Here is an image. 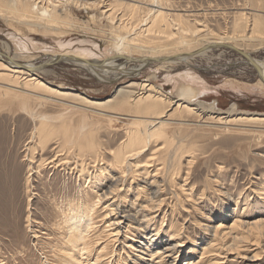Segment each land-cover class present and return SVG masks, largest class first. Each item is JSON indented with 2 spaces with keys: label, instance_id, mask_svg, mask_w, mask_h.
Wrapping results in <instances>:
<instances>
[{
  "label": "rangeland",
  "instance_id": "1",
  "mask_svg": "<svg viewBox=\"0 0 264 264\" xmlns=\"http://www.w3.org/2000/svg\"><path fill=\"white\" fill-rule=\"evenodd\" d=\"M77 1V3L73 2L76 5L72 2H68L66 6L62 5L64 2L60 4L62 9H65L63 10L65 15L58 21L57 27L60 26V30L57 29L56 33L46 32L37 26L25 24L20 14L9 10L0 1V52L6 53L19 62L42 64L45 68L39 73L40 80L50 85L75 91L91 100L109 98L120 88H129L127 90L131 92L136 91L138 87L127 84L147 81L148 79V83L156 88L159 87L161 91L172 98L177 96L180 85L198 88L202 92L195 101L202 105L212 103L215 108L216 112L212 115L198 112L195 114L178 113L171 109L167 112L171 120L166 121L169 122V125L166 127V124L165 130L170 136L168 139L170 141L165 143V151L162 155L164 156L163 162H166V165L164 164L165 171L164 168L160 170L159 176H167L166 178H168L178 169L174 175V181L184 185L182 186L184 192L180 193L178 190L176 191L177 188L170 187L167 181L165 186L160 185V189H163L164 195L162 197L165 198V203L157 211V226L163 222V227L166 229L171 221L180 231V237L184 239L183 250L178 255L176 254L178 257L173 254L177 258L175 257L176 259H173L172 263L182 264L188 255V248L192 246V241H196L198 244L202 243L201 238L205 235L203 225L207 222L210 223L211 221V225L221 223L224 231H227L233 218L232 215L226 214L227 212L230 213L228 208L238 210L237 217L243 221L251 222L264 216V121L248 122L238 119V116L235 115L241 113L243 116L252 114L264 117V87L258 83V75L255 69L247 63L246 58L226 46L213 47L205 50L203 54L193 55L187 61H177L162 66L157 63L156 59V61L148 63L149 65H144L140 70H133L137 74L128 76L108 74L105 75L107 79H101L87 67L70 61L49 64L47 61H49L51 54L59 52L81 50L80 52H84L89 57L98 59L109 56L112 49L108 45L113 37L111 35L116 30L115 27L111 29L112 23L103 18L100 11L115 7L113 9H116L117 14L124 13L127 18L130 14V8L126 6L141 0H104L99 6L98 4H91L89 1L92 2V0ZM99 1L97 0L96 3ZM247 1L165 0L164 2L167 4L166 6L175 9L172 12L184 15L189 24H195L197 21V28L203 30L194 38L202 41L204 38L212 40L215 36L225 34L234 37L235 32L236 35H240L242 32L234 31L233 25L237 20V23L240 21L241 27L244 26V20H238L239 13L250 12V8H260L258 14L264 17V0H254V2L249 0L250 4ZM257 2L258 6L262 5L257 7ZM126 3L127 5H125ZM253 3L255 6H252ZM115 4H118V7ZM243 7L246 8L242 9ZM67 12H69L68 15H66ZM214 34L216 35L214 36ZM255 34L259 37L257 33ZM256 35L253 38L247 36L245 41L242 40L244 37L239 39L243 41L240 46L249 52L253 58L264 62V43H261ZM239 40H237L238 43H240ZM140 55L133 52L131 56L138 58ZM123 61V58H118L115 63L120 64ZM46 62L47 64L44 65ZM139 62L138 60L130 61L125 63V66L127 68L136 67ZM0 73L6 72L0 71ZM194 74L197 76L195 77ZM13 100L18 101L16 98ZM48 101L43 102L35 110L46 115L50 127H56L61 134L64 128L69 131L77 129L78 123L80 124L83 117L85 118L84 121H88L87 124L92 123V131L99 140L112 145V148L117 147L123 140L128 129L134 128V125H128L135 119L132 115L146 116L130 112L129 109L112 108L114 103L106 109L102 108L103 111L101 108L96 111L95 109L90 110V108L82 110L80 105H74L69 99L67 101ZM7 102H11L10 99ZM29 102L32 103L30 100ZM29 102L27 101L28 105ZM231 106H235V112L236 110L238 112H233L227 116L224 112ZM110 109L113 111L110 112ZM56 115L58 117L63 115L62 119L57 118ZM108 118L112 119L111 124L108 122ZM217 118H223L226 122L223 124V121L221 122ZM227 119H231V121L229 122ZM37 123L38 119H32L29 112L21 108L20 103L17 106L0 104V249L4 248L2 249L4 251L3 256L8 258L10 264H42L43 255L40 253L43 250L39 248L48 249L45 236H47V229L53 227V219L57 211L54 200L59 201L61 198L76 195L81 189H87L86 183L77 176V172L62 171L60 167H52L51 164L44 172L37 174L36 164L38 160L51 158L54 147L53 141H49L44 151L41 150L40 145L31 135ZM257 132L263 134L260 135L259 133L258 135ZM162 141L163 139L157 141V138L152 141L147 146L148 150L144 153L145 156L147 157L153 149L161 146ZM29 146L34 147L31 162L33 170L29 171L30 181L25 182L28 172L27 157L29 155L27 148ZM174 146L175 148H173ZM173 150L176 152L181 150L183 152L181 158L173 160ZM169 154L171 157L168 160ZM190 155L194 158V162H192L189 177L186 178L188 169L186 161ZM174 161L176 162L174 163ZM153 165L161 166V164H151L150 170H153ZM27 186L30 190L28 194L26 192ZM220 209H223L225 214L218 216ZM165 210L166 214L163 217ZM100 212L101 210L98 211V213ZM163 218L164 220H162ZM99 219L98 216L97 220ZM97 224L102 227V221H97ZM34 235L37 238H34ZM243 237L237 239L241 242L246 239V242L241 244L239 241L238 243L240 249L242 248L241 252L246 254L245 257L222 258L223 260L218 259L220 262L217 264H264V250H260L254 245L255 235L252 234L251 239L249 234ZM165 238L162 237V240ZM227 239L223 242H231L232 240ZM261 239L258 242L264 249V239ZM254 252H257V258L255 260L249 259ZM199 253L198 249L193 258L187 257L196 260L200 256ZM2 258L0 257V261Z\"/></svg>",
  "mask_w": 264,
  "mask_h": 264
},
{
  "label": "bare ground",
  "instance_id": "2",
  "mask_svg": "<svg viewBox=\"0 0 264 264\" xmlns=\"http://www.w3.org/2000/svg\"><path fill=\"white\" fill-rule=\"evenodd\" d=\"M0 1L9 10L20 14L25 24L34 25L46 32L54 33L60 28V26L59 28L57 27L58 21L65 15V11L63 12L65 9H62L60 4L64 2L65 5L63 3L62 5L66 6L68 2H78L77 0H44V2H41L42 0L39 2L38 0ZM96 1L92 0V2H89L94 5L98 4V6L104 2V0H100L97 3ZM164 1L141 0L137 1V3H129L130 5L126 6L130 8V12L127 9L130 13L127 18L124 13L117 14V11L115 12L116 9H113L115 7L100 11V15L102 14L103 18L108 19L112 23L111 29L115 27L114 29L116 30L111 35L113 37L108 45L112 49L109 56L103 59L91 58L84 52H80L81 50H76L51 54L47 62L51 64L53 62L70 61L87 67L101 79H107L106 76L108 74H114L115 76L137 74L133 70H140L144 65L150 64L156 59L157 63L166 66L177 61H187L193 55L203 54L205 50L213 47H220L217 45H221V47L227 45L240 50L243 54H238L242 57L246 58L248 56V59H246L247 63L255 69L258 75V83L264 87V62L253 58L249 52L240 46L243 41L239 40L244 37L242 40L245 41L247 36H252L253 38L256 35L255 33H257L259 35V37L256 35L258 39L261 43H264V17L258 14L260 8L253 7L250 8V12L239 13L238 20H244V26L241 27L240 21L237 23V20L235 23L233 22V26L234 31L242 32L240 35H236L235 32V36L233 31L232 35L234 37L227 34L216 37V34H214L215 37L212 40L204 38V40L199 41V39L194 37L198 36L203 29L197 28V21H195V24H189L184 15L172 12L175 9L166 6L167 4ZM80 5L83 6L81 3ZM115 5L118 7V4ZM252 6H255L254 3ZM259 6L257 2V7ZM68 14L69 12L66 13V15ZM240 27L241 29H239ZM133 52L141 54L140 57L131 56ZM118 58H123V63L116 64L115 60ZM134 60L140 61L138 66L132 68L125 66V63ZM44 68L45 66L42 64L35 65L31 62H19L6 53L0 52V71L6 72L0 73V104L17 106L20 103L21 108L27 110L32 119H38V123L35 124L31 135L34 136L42 151L47 147L49 141L54 143L52 157L38 160L36 164L37 174L44 172L51 164L52 167H60L62 171L77 172V176L86 183L85 187H87V191L81 189L74 196L58 198L60 199L59 201L57 199L54 200L57 211L56 215L54 214L53 227L49 230L47 229V236H45L48 249L39 248L43 250L40 253L43 255L42 264H173V259H176L178 253L183 250L184 239L180 237V231L171 221L166 229L163 227V222L157 226V211L165 203V198L162 197L164 195L163 189H160V185L163 184L162 186H165L164 184L167 181L170 187L177 188L176 191L178 190L179 193L184 192L182 189L184 185L174 181V175L178 169L174 174L171 173L172 175H169L168 178H166V175V177L159 176L160 170L164 168V164L166 165V162H163L164 156H162L163 151H165V143L170 141L168 140L170 136L165 130L169 125V122L166 121L170 119L167 112L171 109L178 113L195 114L198 112L212 115L216 112L213 104L202 105L200 102L195 101L196 97L202 92L198 88H193L190 85H180L177 96L172 98L161 91L159 87L156 88L148 83V79L147 81L127 84L128 86L138 87L136 91H128L129 88L127 87L128 90L120 88L109 98L91 100L75 91L50 85L40 80L39 73ZM13 98L18 99V101H14ZM9 99L11 102H7ZM67 99L74 105H80L81 109L83 108L82 110L90 108V110L95 109L98 111L101 108L103 111L102 108L106 109L114 103L111 106L112 108L129 109L130 112L146 116L132 115L135 119L128 125H134V128L128 129L123 140L117 147L112 148V145L99 140L98 136L92 131V123L89 121L90 124H87L86 122L88 121H84L85 118L83 117L80 124L78 123L77 129L69 131L67 128H61L62 133L60 134L56 127H50L47 123L48 118L46 115L35 110L45 101H67ZM71 105L75 107L73 104ZM234 107L228 108L224 114L227 116L233 114L235 112ZM111 110L113 111V109L109 111L111 112ZM236 112L238 111L236 110ZM235 115L238 116V119L248 122L257 123L258 121H264V117L252 114L249 116H243L241 113ZM61 117L57 116V118ZM164 117L167 118L163 119ZM211 118L214 119L212 116ZM217 119L221 120V122L223 121V124L226 122L223 118ZM57 121L59 122L58 119ZM228 121L230 122L231 119ZM108 122L111 124L112 119L108 118ZM260 132H257L258 135ZM156 138L157 141L163 139L161 146L153 149L146 157L144 153L148 150L147 146ZM27 149L29 157H27L28 172L25 182L30 181L29 171L33 170L31 162L33 160L34 147L29 146ZM178 152L173 150L172 154L169 151L172 157L174 156L173 160L181 158L183 152L181 150ZM170 157L171 155L167 159L169 160ZM193 159L192 155L189 156L188 160L186 159L188 168L186 178L189 177L192 162H194ZM171 162L173 164V161ZM151 164H161V166L153 165V170H150L149 166ZM168 164L171 165L170 163ZM185 182L186 179L184 184ZM29 186H27V194L30 191ZM99 210H101L100 213H98ZM222 210H219L218 216L225 214V211ZM228 210L230 213L227 212L226 214L233 216L232 223L227 228L228 230L224 231L221 223L211 225L210 221V223L204 224L205 235L201 238L202 243L198 244L196 241H192V246L188 248L187 256L192 258L199 249V258L191 260V257L186 256L182 264H217V262H220L218 259L222 258L226 259L233 256L235 258H243L246 254L241 252L242 248L240 249L238 245L240 241L238 239H242L246 234L250 235V239L252 234L253 236L255 235L254 245H256V248L264 250L259 245L261 238L264 239V216L248 222L238 219V210L233 208H228ZM163 213V217H165L166 210ZM98 216L100 217L99 220H97ZM97 221H102V227L98 226ZM162 237L163 239L164 237L168 239L162 240ZM34 238L37 237L34 235ZM226 238L232 239L231 242H223ZM222 242L223 244H221ZM243 242H246V239L241 244ZM2 249L4 248L0 249V257H3L0 264H10L8 258L3 256L4 251ZM173 254H177V257L175 256V258ZM241 254L243 255L241 256ZM256 256L257 252H254L249 259L255 260Z\"/></svg>",
  "mask_w": 264,
  "mask_h": 264
},
{
  "label": "water",
  "instance_id": "3",
  "mask_svg": "<svg viewBox=\"0 0 264 264\" xmlns=\"http://www.w3.org/2000/svg\"><path fill=\"white\" fill-rule=\"evenodd\" d=\"M217 46H221V45H217ZM227 48H230V49H232V50H234L235 52H237V53H240V54H243L240 50H238V49H236V48H234V47H230V46H227V45H225ZM245 56V55H244ZM246 59H248V56L246 57Z\"/></svg>",
  "mask_w": 264,
  "mask_h": 264
}]
</instances>
